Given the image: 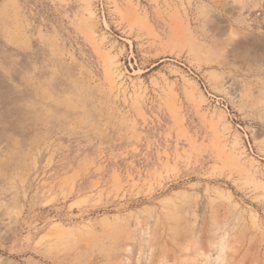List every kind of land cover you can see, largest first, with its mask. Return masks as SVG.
<instances>
[{"label":"rangeland","instance_id":"obj_1","mask_svg":"<svg viewBox=\"0 0 264 264\" xmlns=\"http://www.w3.org/2000/svg\"><path fill=\"white\" fill-rule=\"evenodd\" d=\"M0 264H264V0H0Z\"/></svg>","mask_w":264,"mask_h":264},{"label":"bare ground","instance_id":"obj_2","mask_svg":"<svg viewBox=\"0 0 264 264\" xmlns=\"http://www.w3.org/2000/svg\"><path fill=\"white\" fill-rule=\"evenodd\" d=\"M78 136V135H77ZM80 138V137H79Z\"/></svg>","mask_w":264,"mask_h":264}]
</instances>
